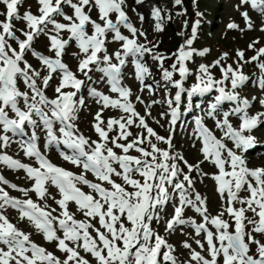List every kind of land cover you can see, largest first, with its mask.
<instances>
[{"label":"snow or ice","instance_id":"snow-or-ice-1","mask_svg":"<svg viewBox=\"0 0 264 264\" xmlns=\"http://www.w3.org/2000/svg\"><path fill=\"white\" fill-rule=\"evenodd\" d=\"M143 2L135 0L136 4ZM23 3L24 0H0L6 9L0 13L4 16L0 20V149L18 143L37 166L0 154V163L13 170H23L32 181L31 187L23 188L0 175V184L23 194V198L13 197L0 187V264H93V261L95 264H264V166L250 167L246 156L257 147L252 132L264 126V111L250 115L249 110L254 101L264 107V96H253L250 100L236 91L252 82L243 72V63L257 62L264 74V61H261L264 47L257 49L249 60H245L243 50H237L236 68L221 63L227 59V53L212 65L201 64L197 82L185 88L184 80L190 74L186 62L209 51L192 47L199 21L176 52L165 56L157 51L158 42L149 41L146 32L134 26L125 10L126 0H36L38 14L30 10L21 13L19 8ZM174 3L181 5L182 0ZM243 5H250L264 16V0H240L236 7ZM161 12L159 8L152 11L158 32L163 31ZM241 15L251 30L253 22L248 11ZM139 19L144 20L142 14ZM14 21H21L24 27L17 29ZM227 27L239 26L229 23ZM122 29L129 34H123ZM42 36L48 41L47 52L51 55L34 47ZM112 43H118L119 48L110 53L108 46ZM257 43L253 41L249 49ZM73 45L78 49L71 53L77 61L76 71L64 60ZM146 55L157 61L161 69L164 102L170 110L161 116H170L168 136L159 135L146 119L151 116L152 104L161 102L153 100L146 105L142 116L130 99L131 89L122 83L123 69L130 61L140 91L147 88L154 92L152 85L145 83L151 76L150 68L143 62ZM29 56L38 61L36 66L30 63ZM172 57L175 60L170 69L165 68L164 62ZM213 67L220 68L221 79H214L210 71ZM93 72L100 74L97 80L93 79ZM176 72L180 79H174ZM100 82L106 83L109 91L117 93L119 98L88 87L89 96L100 105L92 122L98 139L93 140L80 131L77 121L86 107L82 91L89 83ZM225 82L230 83V90ZM256 83L264 89V75ZM169 85L176 89L174 95ZM50 88L51 97L47 94ZM213 91L218 94L205 114L215 121L222 135L217 137L205 125L203 117L197 116L194 135L201 142L203 159L189 164L182 154L173 151L172 133L181 114L182 94L187 95L185 110L192 111L193 97ZM136 101L144 104L139 95ZM225 102L234 106L222 111ZM194 106L201 109L199 103ZM109 108L125 115L105 121L102 113ZM230 117L237 118L239 125L234 126ZM133 126L141 131L134 135L130 131ZM38 132L44 133L45 150L60 149L62 145L70 152L60 150L61 158L81 171L77 174L54 164L38 146ZM113 132L115 135H110ZM25 136L27 140H13ZM227 142L233 147H228ZM132 151L138 155L130 154ZM205 162L217 171L203 172L201 165ZM193 172L215 182L221 200L217 215L209 211L208 198L195 190ZM89 173L95 182L88 179ZM50 188L56 189L55 195ZM242 192L247 195L242 196ZM30 193L43 203L33 200ZM70 204L76 205L84 219L76 218ZM169 204L173 213L164 220L165 233L171 235L179 228L184 234L183 227H190L194 235H186L200 249L197 251L188 240L183 241L182 247L189 252V259L184 261L175 255V246L153 227L164 219L161 213ZM188 208L199 215V222L185 217ZM9 209L17 211V223L6 214ZM249 212L251 216L247 215ZM20 222H27L34 231L18 227ZM34 233L54 244L64 254L63 259L36 243L32 239ZM257 234L262 238L257 239ZM201 236L203 241L198 238Z\"/></svg>","mask_w":264,"mask_h":264},{"label":"rangeland","instance_id":"rangeland-1","mask_svg":"<svg viewBox=\"0 0 264 264\" xmlns=\"http://www.w3.org/2000/svg\"><path fill=\"white\" fill-rule=\"evenodd\" d=\"M159 3L161 6H163V11L164 12H170L173 14V17H176L175 20H171L170 17L167 14H162L161 12V26L163 28L162 32H158L155 31V24L157 23V21L155 20V18L152 16V11H153V0H144L143 5L145 7L146 12L149 13V16L152 19V24L150 25L149 23H147V21L143 20L141 22V20L139 19V13L136 11V7H135V0H126V7L125 10L126 12L129 13V17L132 21V23L134 24L135 27H137L140 30H143L146 32L147 34V39L149 41H153V42H158L159 43V47L157 49L158 52L163 53L165 56H171V54L173 52H176V50L179 48V46L183 43V41L185 40V38H188L192 35V27L194 25H196L197 21H199V24L197 26V33H196V38L194 40L193 43V48L197 49V50H204L207 49L209 51H207V53L204 56H199V55H195L194 59L191 61L186 62L187 66L189 68V72L190 74L188 75L187 79H186V88H191L196 82H197V75H198V71H199V66L201 64H205V65H212L213 62L217 59H219L221 57V55L223 53H227V59L222 61L221 63L224 64L225 66L228 64H231L233 68L237 67V56H236V52L237 50H243L245 53V60H249L252 56L256 55V50L264 47V31H261V27L264 26V16H262L260 13H258L257 11H252L248 5H243L241 6L239 9H237V5L240 3V0H195V3L193 2V0H182V4L181 5H175L174 0H159ZM37 3L36 0H24V3L22 6H20L19 11L21 13L25 12V11H32L33 13H37ZM133 9H135V11H133ZM243 11H248L249 16L253 22V28L251 30H249L246 26L245 20L243 18V16L241 15V12ZM6 12V9L3 5H0V13H4ZM197 13H200L201 15H197ZM93 15H95V13H93ZM4 16L0 15V20H3ZM185 22H187V26L185 27ZM15 26L17 29H20L22 27H24V24L21 21H14ZM229 23H235L237 24L239 27L237 29H229L227 27V25ZM183 32L184 35H178V33ZM17 35H20L19 32H17ZM66 38V36H65ZM253 41H259V43L255 44L254 48L249 49L248 45L251 44ZM140 42L143 43L144 42V38L141 37L140 38ZM47 44L48 41L46 40L45 37H40V39L38 41H36L34 47L38 50L41 51L45 54L51 55V53L47 52ZM15 46V45H14ZM109 52H113L114 51V47L112 45H109ZM68 55H66L64 57L65 62L70 66V68L73 71H76V64L77 61L75 58H73L71 56L72 52L78 51V49H76L75 45H73L72 47L68 48ZM150 57V71L155 72V74L159 73L160 75L158 77H160L162 75V73H160L161 69L158 66V62L154 61L152 59V57L150 55H148ZM30 63H32L34 66H36L38 64V61L34 58L29 56L28 57ZM175 57H172L171 59H168L164 62V67L165 68H169L170 69V65L174 62ZM261 61H264V57L261 58ZM243 63V62H240ZM154 66V68H152ZM125 69H127V67H125L123 69V72L125 71ZM214 79H221V71L219 67H213L210 69ZM243 72L245 75H248L251 78V83H246L245 85L241 86L240 88H238L236 91L239 92L241 97H247L248 99L251 100V98L253 96L259 98L261 96H264V89H260L259 87H257L256 85V81L259 77H261V75H264L260 72L259 68L257 67V63L252 62V63H243ZM132 76L134 77V81H135V86L134 87H129L127 85V87H129L132 91V96H131V100L132 102H134L136 104V106L138 107V111L139 113L144 116L145 115V107L148 104H151V102L153 100H161L163 102V105H165L166 103L164 102L166 99L165 96V89L164 87H162V85L164 84V81L161 83L160 86V91L157 95H155L153 99L149 100V101H145L143 97H141L144 101V104L139 103L138 101H136V96L139 95L140 96V90H138L137 88H139L141 85H139L137 82V80L135 79V75H134V71H131ZM79 75V74H78ZM92 76H96V80L98 79L97 77L100 75L99 73L93 72L91 73ZM125 77V75H124ZM162 77V76H161ZM179 77V73L176 72L174 73V79H177ZM81 79H83V76H80ZM125 80V78H124ZM152 83V82H151ZM150 83V85H151ZM226 83V89L230 90V83L225 82ZM55 84V81L53 82V85ZM23 87V86H21ZM88 87H96L98 90L104 92L105 94L109 95L112 98H117L118 94L117 93H111L109 91V88L106 86V83L104 82H100V83H96V84H92L89 83L87 87L84 88V91L81 95H83L84 97H87V93H84L85 91L88 92ZM136 89V90H135ZM169 89H170V93H172L173 88H171V86L169 85ZM47 94L51 97L53 95L52 89H48L47 90ZM117 94V95H115ZM217 92H214L211 95V101L214 100V97L217 95ZM86 101V107H84L80 113H79V119L77 121L78 127L80 129V131L87 137H91L93 140L98 139L97 134L95 133V131L92 128V122H93V117L95 115V113L97 112V110L99 109L100 105H97L95 103V100L89 96L87 97ZM188 101L185 100V104L182 106L181 108V113L185 110V105H187ZM193 105L196 103V100H194ZM234 105L231 104V102H227L224 107H222V111H227L229 110L231 107H233ZM160 107V105L158 104H152V107L150 109L151 112V116L146 117L148 124L150 125V127H152L159 135L161 136H168L169 135V121L168 118L169 116H161V113H167L169 111V109H166L163 107ZM258 111H264V107H262L258 102H253V106L251 107V109L249 110L250 115H254L256 112ZM121 115H125L124 113H122L121 111L117 110V109H106L103 113H102V117L105 121H107V119L109 117H120ZM205 116L208 118V120L206 121V125L212 129L213 131H218L220 133V135H222V133L220 132L219 129H217L215 127V121L208 117L206 114ZM219 118V117H218ZM231 121L234 122L233 125L234 126H238L240 121L235 118V117H230ZM158 121V122H157ZM182 121V120H181ZM181 121L178 122V124L175 127L176 130H182L183 127L181 125ZM264 128V127H262ZM262 128H259V132H252V135L256 137V144L257 147L252 149L254 151L258 150L257 148H260L259 146H263L264 147V136L262 134H260V131L262 130ZM130 131L135 135L137 132H140L141 129H138L136 127H132L130 129ZM216 134V133H215ZM110 135H115V132L110 133ZM173 135V151L174 149H177L179 151L180 154H182L185 159L188 161L189 164H196L198 161L203 159V156L200 152V158L199 156H197L196 153V149L192 148V146H190V142L185 143V145H176L175 143V138H174V132L172 133ZM16 140H19L18 138H15ZM131 139V137H130ZM197 141V145L199 140L196 139ZM155 142V141H153ZM15 147H13L12 149H14L13 151L9 150L8 146L7 148H5V151H7V153L13 157L18 159L20 162L25 163L28 162L29 159L28 157L24 154L23 150L21 149L20 145L18 143H12ZM160 147L164 148L167 147L164 144H159ZM228 147H233L231 142H228ZM117 151H119L117 149ZM264 148H260L258 150V152H263ZM130 154L132 155H138V153L132 151ZM251 154H246L247 158L248 156H250ZM249 160V166L250 167H257V166H264V164H262L261 161L259 160H254V159H248ZM59 161H61L63 164L69 166V167H73L75 168V172L79 173L81 171V169H78L77 167H74L71 163L60 159ZM183 167V165H181ZM201 168L203 170V172L206 173H215L217 171V169L208 164L207 162H205L204 164L201 165ZM0 169H1V173L2 176L8 180L10 183H16L18 187H23V188H29L31 187L32 181L28 182L26 181V174L23 170H13L8 168L6 165H4L3 163H0ZM184 171L187 172V168H184ZM196 174L197 177H200L201 179H205L204 181V187H206L207 191H208V184L212 186V192H216V185L215 182L210 178V177H202L199 176L196 172H194ZM18 177H23L18 179ZM88 177L90 179L95 180V177H93L90 173L88 174ZM207 179V180H206ZM198 180H200L198 178ZM121 182V181H118ZM0 187H3L6 191L9 192L10 196L13 197H17V198H23V194L17 190H14L12 188H10L8 185L5 184H0ZM84 190L87 192L89 191V189L86 186H83ZM200 190L202 192H205V188L201 187V185L199 184ZM211 189V188H210ZM50 191L55 195L56 192L55 190H53L52 188H50ZM217 193V192H216ZM202 195V194H201ZM215 195V194H213ZM242 196L247 195V193L242 192L241 193ZM30 196L32 199L38 200V198L36 197V195L34 193H30ZM203 196V195H202ZM59 198V197H57ZM218 198V197H217ZM208 201H210V199H208ZM39 203H43V201H39ZM50 205H52V207H56V205L54 204V202L52 200H48L47 201ZM210 204V202H209ZM70 209L71 211L75 212L76 215L80 218V219H84V217L76 210V205L75 204H70ZM239 207V206H238ZM221 209V200L220 198H218V203L217 204H210L209 205V211L211 212L212 215H217L218 211ZM9 213V215L13 218V220L15 221V223H17V219H18V213L16 210L14 209H9L7 211ZM249 216L252 215L251 212L248 213ZM188 217V216H185ZM225 219H229V217L227 215H225L224 217ZM200 217L199 220L197 222L200 221ZM18 227L24 229L25 231H34L32 229V226L29 225L27 222H20L18 224ZM153 227L161 234L164 235L166 237V239L168 240V242H172V241H176L177 236L176 235H171L169 236L167 233H165V227L162 228L160 226L157 225V223L153 224ZM190 230L187 229L189 234H193V229L188 227ZM185 228H183L184 230ZM180 229H177V231H179ZM191 237V236H190ZM190 237H181L179 238V242L177 244H179L180 248L183 250L182 253H184V258H186L185 260L189 259V252L187 249H184L182 247V245L180 243H183V241L188 240V242L192 245L193 249H196L197 251H200L199 247L195 244L194 240ZM257 239H261L262 237L257 234L256 236ZM32 239L35 240V242H37L38 244H41L42 246L46 247L49 251H53L57 254L58 257H61V259H63L64 254L59 252L54 244H49L46 241L43 240V238L34 233V236H32ZM199 239H201L203 241V237H199ZM90 258V257H89ZM91 259V258H90ZM95 264V263H93Z\"/></svg>","mask_w":264,"mask_h":264},{"label":"bare ground","instance_id":"bare-ground-1","mask_svg":"<svg viewBox=\"0 0 264 264\" xmlns=\"http://www.w3.org/2000/svg\"><path fill=\"white\" fill-rule=\"evenodd\" d=\"M135 7H136V11L139 13V15L142 14L143 17H144V20L147 21V23H149L151 25L152 24V19L149 16V13L146 12L143 3L142 4H135ZM152 7L161 9L162 10V14H167L170 17L171 20L172 19L173 20L176 19V17H173L172 13L163 11V9H162L163 6L160 5L159 0H153ZM127 14L129 15L128 12H127ZM110 45H112L114 47V51L119 48V44L118 43H112ZM149 60H150V57L148 55H146V57L144 58L143 62L150 68ZM255 63H257V62H255ZM152 68H154V66ZM131 71H134V67L131 64V62L129 61V63L127 65V69H125V71H124L125 82H126V84L129 87H134L135 86V81H134V77L132 76ZM159 75H160L159 73L155 74V72L153 70V71H151V76L146 79V81H145L146 84H150L152 82L151 85H152V88L154 89V92H150L147 88H145L144 91H140V96L143 97L145 101H149V100L155 98L154 96L157 95L159 93V91L161 90L160 86H161V83L163 82V80H162L161 76L158 77ZM99 76L97 78H99ZM93 79L96 80V76H93ZM140 88H141V86L139 88H137V89L140 90ZM214 92L215 91H213L209 95L206 94V95H204L202 97V101H204L202 106L204 107V109H206L207 105H209V103L211 102V101H209V98ZM161 100H158V101L161 102V103H158V105H160V107H162V108L163 107L168 108V105L167 104L163 105V102ZM192 113H193L192 111H186V110L183 111L182 116L186 119L184 121V123H183L184 128L182 130L174 129V138H175L176 145H179V144L180 145H185V143H188V142L191 141L190 146H192L193 149L195 148L197 150L196 153H197V156H199L200 155L201 143L198 142V145H197V141H196V138H195V135H194V129L192 128V121H191ZM232 123H234V122H232ZM262 127H264V126H262ZM262 127H259V128H262ZM259 128L256 131L255 130L254 131L255 132H259L258 131ZM260 134H262L264 136V128H262V130L260 131ZM13 147H15V146L13 144H10L9 150L13 151L14 150V149H12ZM259 147L260 148H264L263 146H259ZM260 148H257V149L259 150ZM258 150H256V151L250 150L247 154L248 155L251 154V155L248 156L247 159L259 160V161L262 162V164H264V151L263 152H258ZM174 152H178L179 153V151L177 149H174ZM199 158H200V156H199ZM192 175L195 178V190L197 192H199L200 194H202L203 196H206L208 199H210V201H208V208H209L210 204H214V203L217 204L218 203V198H220V197H219V195L216 192L215 193L212 192V186H211L212 183L210 185L208 184V186H207L208 187V191H207L206 187H204L205 179H201L200 177H197L194 172L192 173ZM20 178H23V177H18V179H20ZM198 178L200 180H198ZM26 181L30 182V180H28L27 177H26ZM199 184L201 185V187L205 188V190H206L205 192H202L200 190V188H198ZM213 194H215V195H213ZM209 202H210V204H209ZM238 206L239 205H237V207ZM172 213H173V208H172L171 204L166 205L165 206V211L161 213V215L163 216L164 219H162L160 221V223H157V225L162 227V228H164L165 227L164 220L169 218L172 215ZM184 215L188 216V217H192V218H194L197 221L199 220V215L197 213H195L190 208L185 209ZM247 215H248V213H247ZM183 228H185L183 230L184 234H182V232L180 230L179 231H175L171 235H176L177 239H176V241L170 242V244L175 246V248H176L175 255L178 256L181 261H184L186 258L183 257L184 256V253H182L183 250L180 248L179 244H177V243L179 242V238H181V237H190V235H186V234H189L187 229L188 230H190V229L188 227H183ZM171 235H169V236H171ZM33 236H34V234H33ZM190 239H191V237H190ZM180 244L182 245V243H180ZM204 254L206 255L207 253H204ZM93 263H95V262L93 261Z\"/></svg>","mask_w":264,"mask_h":264}]
</instances>
